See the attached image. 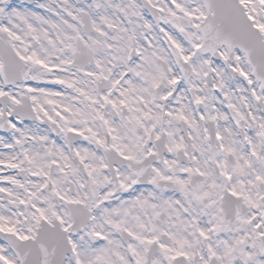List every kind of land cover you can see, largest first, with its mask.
Instances as JSON below:
<instances>
[{"label":"snow or ice","instance_id":"obj_1","mask_svg":"<svg viewBox=\"0 0 264 264\" xmlns=\"http://www.w3.org/2000/svg\"><path fill=\"white\" fill-rule=\"evenodd\" d=\"M0 264H264V0H0Z\"/></svg>","mask_w":264,"mask_h":264}]
</instances>
